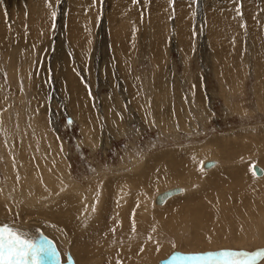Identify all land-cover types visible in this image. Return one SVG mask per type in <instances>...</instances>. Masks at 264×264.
I'll use <instances>...</instances> for the list:
<instances>
[{"label": "rangeland", "instance_id": "rangeland-1", "mask_svg": "<svg viewBox=\"0 0 264 264\" xmlns=\"http://www.w3.org/2000/svg\"><path fill=\"white\" fill-rule=\"evenodd\" d=\"M48 3L0 0V219L50 220L66 195L89 197H76L84 208L76 223L88 231L101 215L115 231L81 264L264 247V175L252 172L258 165L264 174V0ZM206 160L218 165L204 171ZM150 166L141 200L128 193L129 208L113 213V179L143 180ZM175 185L187 192L149 207L151 195ZM48 225L51 233L39 230L56 251L40 264L70 263L56 240L61 225ZM213 260L183 264H223ZM245 264H264V254Z\"/></svg>", "mask_w": 264, "mask_h": 264}, {"label": "bare ground", "instance_id": "bare-ground-1", "mask_svg": "<svg viewBox=\"0 0 264 264\" xmlns=\"http://www.w3.org/2000/svg\"><path fill=\"white\" fill-rule=\"evenodd\" d=\"M76 23V22H75ZM71 29V28H70ZM76 30V29H75ZM74 33H77V32H74ZM78 35V34H77ZM16 50V49H15ZM22 52V51H21ZM3 54V53H2ZM12 54V53H11ZM13 56L11 55H9V56H7L6 57V63H9V65H11V66H13L14 65V63H13V58H12ZM15 57V56H14ZM3 59V58H2ZM16 59V58H15ZM16 64V63H15ZM3 70V69H2ZM149 84V83H148ZM149 86V85H148ZM192 86V85H191ZM166 87V86H165ZM72 89V88H71ZM175 89V88H174ZM78 90V89H77ZM146 100V99H145ZM145 103V102H144ZM72 105V104H71ZM89 107V106H88ZM108 107V106H107ZM151 107H152V105H151ZM102 108V107H101ZM153 108V111L154 112H156L157 111V106L155 105V106H153L152 107ZM109 114V113H108ZM148 115H149V113H148ZM83 116V115H82ZM119 116V115H118ZM119 117H121V116H119ZM7 118V117H6ZM153 118V117H152ZM155 118H158L159 119V117H155ZM149 119V118H148ZM103 121H104V119H103ZM150 121H152V120H150ZM164 122V121H163ZM13 125V124H12ZM123 125V124H122ZM163 125V123L161 122V126ZM109 126V125H108ZM104 128V127H103ZM85 129V128H84ZM111 129V128H110ZM163 129V128H162ZM86 130V129H85ZM164 130V129H163ZM23 131V130H22ZM107 131V130H106ZM24 132V131H23ZM106 133V132H105ZM105 137V136H104ZM25 140V139H24ZM107 140V139H106ZM6 141V140H5ZM9 142V141H8ZM109 143V142H108ZM107 143V144H108ZM219 144V143H218ZM215 151V150H214ZM190 152V151H189ZM213 153V152H212ZM170 154V153H169ZM169 154H166V157H169ZM196 154V155H195ZM197 152L195 151V153H189V154H187L186 153V157H187V155H188V159L190 160V161H192V163H194L197 159H196V157H197ZM15 159V158H14ZM139 159V158H138ZM209 159V158H208ZM214 159V158H213ZM18 159H16V161H17ZM243 160V159H242ZM202 161V160H201ZM207 161H212V163H211V166H206L205 165V162H207ZM201 163V162H200ZM199 163V164H200ZM221 163V162H220ZM17 164V163H16ZM203 165H202V170H204V171H210L212 168H214V167H216L218 164H217V161H215V160H206V161H204L203 163H202ZM171 165V170L172 171H176L179 167H176V166H174V165H172V164H170ZM201 165V164H200ZM5 166V165H4ZM258 166V165H257ZM256 166V167H257ZM253 167H255V166H253ZM253 167H252V172H253V174H254V176L256 177V178H258V177H261L262 175H264L263 174V170L261 171V173L260 174H255V172H254V170H253ZM132 168V167H131ZM46 172V171H45ZM132 172V171H131ZM11 173V172H10ZM43 173H44V171H43ZM205 173V172H204ZM144 174V175H143ZM153 174V172H152V167L150 166L149 168H146V169H144L142 172H141V175H143V180L140 178V175H138V177L137 176H135V175H126V176H122V177H119V179L117 178L116 180H114L113 179V182L114 183H116L115 185H116V187H115V189L114 190H111V191H113V196H114V198H115V206H116V209H115V212H113V213H117L119 216H120V214L122 215L123 214V212H125L126 211V209L127 208H129L128 206L130 205V202H134L133 204H135V202H138V201H140L141 200V198L139 197V195H141L142 194V189H143V187H145V186H147V184L148 183H146V181H144L145 179H144V177H149L150 178V176ZM61 175L62 174H60L59 176L61 177ZM44 176H47V174L46 175H44ZM43 175L42 176H40V178H42V177H44ZM50 176H51V173H50ZM175 177V176H174ZM32 178H34V176L32 177ZM37 178V177H36ZM46 178H48V177H46ZM46 178H44V180L42 179V184L44 185L45 184V179ZM56 178V177H55ZM151 178H153V177H151ZM52 179V178H51ZM28 180V179H27ZM47 180V179H46ZM53 180V179H52ZM51 180V181H52ZM55 180H58V179H55ZM176 180V177H175V179L174 178H172V181L173 182H176L175 181ZM36 181V180H35ZM38 181V180H37ZM39 181H41L40 179H39ZM65 181V180H64ZM147 181H149V180H147ZM54 182V181H53ZM75 182V181H74ZM156 182V181H155ZM158 182V181H157ZM35 183V182H34ZM41 183V182H40ZM66 183V182H65ZM190 183V182H189ZM68 184V183H67ZM71 184V183H70ZM170 184V183H169ZM30 185V184H29ZM38 185V184H37ZM54 185V184H53ZM63 185V184H62ZM78 185V184H77ZM171 185V184H170ZM55 186V185H54ZM70 186V185H69ZM42 187V186H41ZM40 187V188H41ZM168 188H166V189H171V188H179L180 189V191L178 192V193H175V194H172V195H170L169 197H166V199L162 202V203H158L157 201H156V197H157V195L158 194H161V193H163L164 191H166V189H164V190H162V191H160V192H158V193H155V194H153V196L151 195V198H150V200H149V198L147 199L148 200V202H149V207H151V208H161V207H163L165 204H166V202H169L171 199H174L175 197H178V196H181V194H185L186 192H187V188L186 187H184V186H167ZM35 188H37V187H35ZM34 188V189H35ZM49 188V187H48ZM60 188V187H59ZM58 188V189H59ZM53 189V188H52ZM58 189H57V191H56V189H55V191H56V193H58L59 191H58ZM65 189V188H64ZM68 189V188H67ZM25 190V189H24ZM26 191V190H25ZM38 191H40V190H38ZM54 191V190H53ZM52 191V194L54 193ZM26 193V192H25ZM28 193V192H27ZM44 193V192H43ZM66 192H64V194H65ZM89 193V192H88ZM103 193H105V191L103 192ZM128 193H130L129 195L132 197L131 198V200L132 201H129V198L128 197H126L127 195H128ZM3 194V193H2ZM40 194H42V192H39V196H40ZM44 194H47V193H44ZM63 194V193H62ZM63 194V195H64ZM63 195H62V198H64L63 197ZM91 195H93V194H91ZM42 196V195H41ZM67 197H65L64 199V201H62L61 200V202L59 201V203H58V205H56V207H55V209H53V210H55V212H51V213H53L52 215H53V217L54 218H52V219H50V220H47L46 219V217H44L43 216V218L41 219V220H39L41 217L40 216H38L37 217V219L36 218H32V219H29L28 221L29 222H27L26 220L28 219H22V220H20L21 222L19 223V222H12V221H10V219L9 218H4V217H2L1 219H0V224H4V223H7V224H9L10 226H12V227H14V228H16V229H18L19 231H21V232H23V233H26L32 240H35V241H38L39 243L40 242H45V243H47V245H49V247L53 250V254H55L54 252L56 251L55 250V244H53L51 241H50V239L44 234L43 235V233L41 232V230H45V232L46 231H48V233H51V231H49V229L51 228L49 225H48V223H51V226L53 225L54 227H57V225L55 226V223H57L58 225H61V229H62V231L61 232H63V238H62V236L61 235H59L58 233L56 234V236H57V238L58 239H56L58 242H59V244L60 245H65V246H67L68 248H67V254L70 256H72L71 258H73V259H71V260H73L76 264L78 263V264H81L82 262L81 261H79L80 260V258L81 257H83L84 259H91L92 257H97V251L98 250H101L104 246H106V245H103V243H105L106 242V240H108V239H110L111 237H112V233H113V231H115V229H113V227L112 226H109V225H107V223H106V221H104L105 220V218H104V216L103 217H101V215H99V217H98V215H96V216H94L95 218H96V220H95V223H93L92 225H90V228H89V230L88 231H85V230H82V228H80V226H79V224H77L76 223V218H77V214H75L76 213V211H79V210H81L82 209V207H81V209H80V206L79 207H77V204L80 202H78L77 201V199H76V197H78V199L80 200V199H82L83 198V195L82 194H80L79 192H77V193H70V194H68V195H66ZM89 195H87V197H88ZM96 196V195H95ZM28 197H29V195H28ZM82 197V198H81ZM93 197V196H92ZM103 197H104V194H103ZM46 198V197H45ZM97 198L98 197H96L94 200H93V202H92V204H91V206L89 205V208H85L86 210H85V213L84 212H82V213H84V215H86L87 217H89V214L90 213H92V212H94V210H93V208L95 207V206H98L99 204H96L97 203ZM57 199H58V197H57ZM50 200H54V198H51ZM56 200V199H55ZM88 200H89V197L88 198H85V196H84V198L82 199V201L81 202H83V203H85V202H88ZM100 200V199H99ZM147 200H145L144 199V201L145 202H147ZM63 202V203H62ZM91 202V201H90ZM76 203V204H75ZM88 204V203H87ZM96 204V205H95ZM132 204V205H133ZM139 205H140V203H138ZM147 204V203H146ZM48 205V204H47ZM84 205V207H86L85 206V204H83ZM82 205V206H83ZM35 206V205H34ZM45 206V205H44ZM48 206H50V205H48ZM165 207V206H164ZM43 208H45V207H43ZM54 208V207H53ZM52 210V209H51ZM48 211V209L47 210H45V211H43L42 212V214L44 213V212H47ZM82 211H84V208L82 209ZM134 211V210H133ZM150 211V210H149ZM148 211V212H149ZM147 213V212H146ZM80 216L81 215H79L78 217L80 218ZM108 217H109V215H107ZM10 217V216H9ZM106 217V216H105ZM122 217V216H121ZM39 218V219H38ZM83 218V217H82ZM81 219V218H80ZM8 220V221H7ZM42 220H46V221H48V223H47V226L44 224L43 225V221ZM53 220V221H52ZM88 220V219H87ZM39 221H41V222H39ZM62 221H65V224L64 223H61ZM116 221V220H115ZM53 222V223H52ZM55 222V223H54ZM67 223V224H66ZM133 224H135V223H133ZM52 226V227H53ZM59 228V227H58ZM129 228H131V227H129ZM39 229H41V230H39ZM54 231H56V230H54ZM53 230H52V232H54ZM58 232H60L59 230H57ZM55 234V233H54ZM50 236H53V235H50ZM53 238V237H52ZM56 238V237H55ZM54 240V239H53ZM57 242V243H58ZM59 245V246H60ZM62 249V248H61ZM230 251V250H229ZM229 251H227V252H229ZM62 252V251H61ZM262 254H264V253H262ZM66 257V256H65ZM62 258V257H60V258H62V260L64 261V262H67V261H65L66 260V258ZM45 258V257H44ZM215 259V258H214ZM69 261L70 263H67V264H75V263H73L72 261ZM257 260V259H256ZM259 260V259H258ZM249 261H255V258H252V257H250L249 255H242V254H235V255H232V256H229L228 258H227V261H225V263H223V261H222V263L223 264H241V263H243V264H245V263H247V262H249ZM88 262V261H87ZM86 262V263H87ZM162 262H164V261H161L159 264H161ZM55 263H58V261L56 260L55 261ZM92 263V262H91ZM127 263V262H126ZM173 263L174 264H183V262L181 261V260H174L173 261ZM221 263V262H220ZM59 264V263H58ZM128 264V263H127ZM168 264H172V262H168Z\"/></svg>", "mask_w": 264, "mask_h": 264}, {"label": "snow or ice", "instance_id": "snow-or-ice-1", "mask_svg": "<svg viewBox=\"0 0 264 264\" xmlns=\"http://www.w3.org/2000/svg\"><path fill=\"white\" fill-rule=\"evenodd\" d=\"M95 2L96 0H93L94 5ZM172 3L173 0H169V4ZM197 3L198 0H190L191 5H197ZM46 6L51 7L48 0H46ZM237 11L239 14V9ZM195 14L193 9L192 15L195 16ZM55 15L56 13L53 11L51 13L53 19ZM52 252L49 245L43 242L37 244L26 233L7 223L0 224V264H40L41 259ZM219 255L227 257L235 255V253L221 252Z\"/></svg>", "mask_w": 264, "mask_h": 264}, {"label": "water", "instance_id": "water-1", "mask_svg": "<svg viewBox=\"0 0 264 264\" xmlns=\"http://www.w3.org/2000/svg\"><path fill=\"white\" fill-rule=\"evenodd\" d=\"M211 163H212V161L211 162L210 161H207V162H205V165L206 166H211ZM253 170H254V172H255L256 175L257 174H260L261 171H262L259 166L253 167ZM179 191H180L179 188L166 189V191H164L163 193L157 195L156 201L158 203H162L166 199V197H169L172 194L178 193ZM232 253H240V252H232ZM261 253H264V247L263 248H260V249H257L256 251H254L253 253H250V254L253 255L254 258L256 259V258H258V256H260ZM175 256H179L181 258H183V257L184 258H189V257L196 258V257H198L197 255L190 256V255H184V254L183 255H180V254H172V255L168 256V259L165 260L164 262H162L161 264H167L168 262H173L174 260L177 259V257H175Z\"/></svg>", "mask_w": 264, "mask_h": 264}]
</instances>
